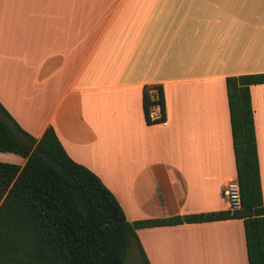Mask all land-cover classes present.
I'll list each match as a JSON object with an SVG mask.
<instances>
[{
	"label": "crops",
	"instance_id": "0c3cea01",
	"mask_svg": "<svg viewBox=\"0 0 264 264\" xmlns=\"http://www.w3.org/2000/svg\"><path fill=\"white\" fill-rule=\"evenodd\" d=\"M257 73L264 0H0V106L34 139L51 127L128 222L228 210L225 78ZM152 86L164 126L144 120ZM249 94L264 204V84ZM135 233L147 264H247L241 220Z\"/></svg>",
	"mask_w": 264,
	"mask_h": 264
},
{
	"label": "trees",
	"instance_id": "16d2710c",
	"mask_svg": "<svg viewBox=\"0 0 264 264\" xmlns=\"http://www.w3.org/2000/svg\"><path fill=\"white\" fill-rule=\"evenodd\" d=\"M262 84L264 73L225 78L239 209L135 222L126 221L91 171L67 156L51 127L34 139L0 106V153L24 159L22 166L0 162V264H129L131 250L147 264L137 229L228 219L242 222L247 264H264V204L249 94L250 86ZM155 105L162 119L160 87L144 88L147 124L157 122L149 118Z\"/></svg>",
	"mask_w": 264,
	"mask_h": 264
},
{
	"label": "built area",
	"instance_id": "2783aa9c",
	"mask_svg": "<svg viewBox=\"0 0 264 264\" xmlns=\"http://www.w3.org/2000/svg\"><path fill=\"white\" fill-rule=\"evenodd\" d=\"M160 112H161L160 107L158 105L153 106L149 111V118L151 120H157L156 124L164 126L165 120L159 119ZM223 196L226 199L229 211H234L239 209L240 207L239 190L236 181H229L225 185L223 189Z\"/></svg>",
	"mask_w": 264,
	"mask_h": 264
},
{
	"label": "rangeland",
	"instance_id": "374dc122",
	"mask_svg": "<svg viewBox=\"0 0 264 264\" xmlns=\"http://www.w3.org/2000/svg\"><path fill=\"white\" fill-rule=\"evenodd\" d=\"M7 163V162H6ZM12 164V163H11ZM130 254H133V258L130 260L129 264H143L141 258L136 254L135 251L130 252Z\"/></svg>",
	"mask_w": 264,
	"mask_h": 264
}]
</instances>
